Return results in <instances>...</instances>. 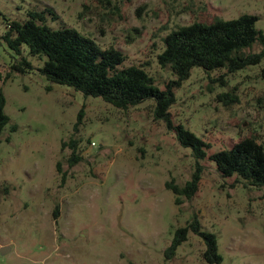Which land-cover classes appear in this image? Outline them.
<instances>
[{
    "label": "rangeland",
    "instance_id": "1",
    "mask_svg": "<svg viewBox=\"0 0 264 264\" xmlns=\"http://www.w3.org/2000/svg\"><path fill=\"white\" fill-rule=\"evenodd\" d=\"M45 7L57 15L47 14L52 26H74L102 47L119 48L122 66L141 65L160 87L170 84L171 123L154 112L153 99L118 108L49 80L38 69L44 57L25 54L33 67L12 71L11 50L1 42L0 91L10 119L0 132V246H9L0 264H264V185L222 176L209 158L245 135L264 143L257 102L264 55L231 72L193 66L178 84L157 60L163 36L194 20L253 13L264 32V0H0L8 18ZM177 122L209 144L204 157L181 145ZM73 149L80 159L69 164ZM195 171V192L175 203L166 182L182 186ZM193 213L215 233L219 263L202 257L204 240L192 231L164 257L174 229Z\"/></svg>",
    "mask_w": 264,
    "mask_h": 264
},
{
    "label": "trees",
    "instance_id": "2",
    "mask_svg": "<svg viewBox=\"0 0 264 264\" xmlns=\"http://www.w3.org/2000/svg\"><path fill=\"white\" fill-rule=\"evenodd\" d=\"M47 14H51L52 19L57 17L50 7L28 9L21 19L8 18L0 11V22L4 25L0 43L4 42L11 50L9 64L12 71L25 72L33 67L25 54L40 61L44 57L38 69L49 80L70 85L85 96H98L118 108L153 99L154 112L171 123L167 116L174 100L170 84L160 87L141 65L122 66L125 55L119 48L102 47L74 26H52L47 22ZM256 20V14L245 12L232 18L217 16L209 22L194 20L179 25L163 36V48L157 54V60L162 65H168L176 74V79L170 81L175 84L187 78L193 66H200L205 71L226 68L231 72L257 64L264 55V32L256 27ZM255 41L260 43V49L244 52L243 47ZM260 76L264 80V64L260 67ZM257 102L264 109V96L258 97ZM4 105L5 97L0 91V132L10 119ZM172 125L181 145L190 147L196 158L206 155L204 147L209 144L203 138L181 122ZM16 128L15 123L9 125L10 131ZM71 144L75 147V140H71ZM209 158L222 176L235 175L245 185H264V143L254 135L239 137L229 147L210 153ZM79 159L80 155L73 149L69 164ZM198 179L199 174L195 171L182 186L166 182L174 193L175 203L180 201L179 195L191 197ZM57 209L58 205H55L54 215ZM190 231L204 240L202 257L210 263H219L222 255L218 251L216 235L202 227L195 213L184 225L174 229L169 244L163 250L164 257L173 256Z\"/></svg>",
    "mask_w": 264,
    "mask_h": 264
},
{
    "label": "water",
    "instance_id": "3",
    "mask_svg": "<svg viewBox=\"0 0 264 264\" xmlns=\"http://www.w3.org/2000/svg\"><path fill=\"white\" fill-rule=\"evenodd\" d=\"M8 249H9V246H8V245H1V246H0V251H1L2 253L6 252Z\"/></svg>",
    "mask_w": 264,
    "mask_h": 264
}]
</instances>
